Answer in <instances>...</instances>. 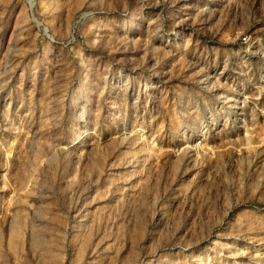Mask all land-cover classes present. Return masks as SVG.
<instances>
[{
  "label": "rangeland",
  "instance_id": "rangeland-1",
  "mask_svg": "<svg viewBox=\"0 0 264 264\" xmlns=\"http://www.w3.org/2000/svg\"><path fill=\"white\" fill-rule=\"evenodd\" d=\"M0 264H264V0H0Z\"/></svg>",
  "mask_w": 264,
  "mask_h": 264
}]
</instances>
